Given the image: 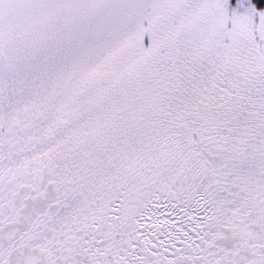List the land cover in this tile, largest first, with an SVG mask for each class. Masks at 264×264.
Masks as SVG:
<instances>
[{"label": "snow or ice", "instance_id": "obj_1", "mask_svg": "<svg viewBox=\"0 0 264 264\" xmlns=\"http://www.w3.org/2000/svg\"><path fill=\"white\" fill-rule=\"evenodd\" d=\"M0 264H264V0H0Z\"/></svg>", "mask_w": 264, "mask_h": 264}]
</instances>
